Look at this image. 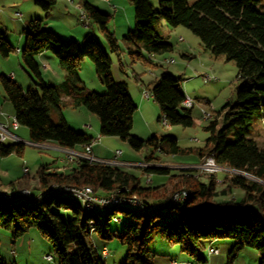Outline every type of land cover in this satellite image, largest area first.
Listing matches in <instances>:
<instances>
[{"label": "trees", "instance_id": "1", "mask_svg": "<svg viewBox=\"0 0 264 264\" xmlns=\"http://www.w3.org/2000/svg\"><path fill=\"white\" fill-rule=\"evenodd\" d=\"M129 1L134 5L135 23L123 39L132 57L149 65H160L153 63L152 57L173 48L168 34L158 29L163 20L168 28L179 25L189 28L214 56L223 55L226 60L235 62L239 80L235 99L228 100L208 120L204 127L208 134L202 145L187 149L179 146L177 139L169 134L154 135L146 140L132 134V117L137 105L126 83L111 77L109 54L87 34L81 48L77 40H62L43 27L55 0H35L44 16L28 20L24 28L21 58L38 80L23 88L9 76L0 74L3 98L12 105L17 124L26 126L30 142L80 148L93 137L68 126L62 108L64 105L84 106L98 117L100 135L118 136L137 151L147 145L152 146L153 150L144 162L157 160L160 154L194 152L199 159L197 163L211 155L217 164L240 173L224 175L226 184L218 189L216 173H205L206 178L202 179L195 176L190 168L171 173L164 166L149 165L141 167L140 172L164 173L169 179L157 186H143L138 176L119 165L77 160L64 163L69 166L66 171H56L47 164H41L35 175L9 183L10 190L28 189L31 198H1L0 227L10 230L13 239L35 228L50 242L56 264H104L91 238L93 231L103 239L118 237L126 245L123 264H150L154 254L148 244L154 232L177 244L196 262L205 261L201 252L205 241L232 238L235 243L227 264H231L233 251L244 246L256 249L259 264H264V142L258 145L252 135L256 123L264 119V0H158V7L150 0ZM81 8L87 21L90 18L99 25L109 50L120 53L115 35L106 27L109 15L86 1ZM14 50L6 38L5 29L0 28V54L6 57ZM47 50L55 55L64 71L63 79L56 84L42 78L35 59L37 54ZM183 55L191 57V54ZM84 57L94 64L105 92L98 93L84 87L78 73ZM181 80L168 69H162L151 88L152 98L160 108L158 121L166 125L187 127L193 124L192 107L182 105L185 95ZM52 113L57 114V120L52 118ZM24 145L11 141L0 143V156L13 152L21 155ZM86 185L99 194L135 195L152 209L140 211L125 206L107 207L100 224L95 220L98 214L60 197L63 192L54 190ZM181 189L188 193L186 206L194 209L163 205L172 193ZM233 189L240 191L239 196L216 200ZM61 208L71 209L69 220L61 219ZM116 210L133 216V220L124 223L119 231L108 226L109 216H113ZM0 264H5L1 258Z\"/></svg>", "mask_w": 264, "mask_h": 264}, {"label": "rangeland", "instance_id": "2", "mask_svg": "<svg viewBox=\"0 0 264 264\" xmlns=\"http://www.w3.org/2000/svg\"><path fill=\"white\" fill-rule=\"evenodd\" d=\"M83 1L92 4L101 12L109 15L106 27L115 35L121 50L120 53L116 54L109 50L103 32L96 22L90 18L87 21L86 17V22L82 20V10L80 11L76 4L81 3L82 5ZM150 2L155 7H158V0H150ZM110 4L115 5V11ZM43 16L44 12L35 4V0H0V28L5 29L6 38L15 49L6 57L0 54V74L9 76L12 73L14 77L11 79L23 88H27L38 80L34 72L24 65L21 58L20 50L25 40L24 28L28 20L42 18ZM134 23V5L129 0H110L109 2L106 0H55L50 8L49 15L44 19L43 27L57 34L62 40H77L81 48L85 44L83 37L87 34L88 37H94L102 49L109 54L111 59V77L116 81H124L126 83L129 94L137 105L132 117V134L144 140L154 135L160 137L164 134H169L177 139L178 145L182 148L188 149L201 146L208 134L204 130V127L209 122L208 120L212 116L214 117L215 113L228 100L235 99V87L239 83L235 62L226 60L223 55L214 56L202 45L199 37L189 28L182 25L168 28L162 20L158 29L168 34V41L172 43L173 48L169 52L162 53L160 58H172L173 61L167 63L163 60L158 62L160 64L158 66L149 65L140 59L132 57L126 48L127 43L123 37L129 31L128 25H130V29H133ZM179 37L182 40H179ZM17 47L19 48L18 51L16 50ZM186 53H190L191 57L188 58L183 55ZM35 59L39 64L40 74L46 82L56 84L63 79L64 71L50 50L37 54ZM44 63L48 66L44 67ZM162 69H168L182 78L180 82L181 89L184 95L191 98L194 103L191 109L193 118L191 126L166 125L162 121H158L160 116L159 105L152 97L146 99L142 96V89L151 91ZM78 73L87 90L98 93L105 92L103 84L96 75L94 64L87 57L82 59ZM137 78L139 79L137 80ZM139 83L142 85V89H140ZM3 97L4 91L0 84V112L10 118L13 108ZM139 97L143 100L141 109L138 106ZM62 101H65L64 97H62ZM182 105L188 107V103L185 101ZM204 112H210L211 116L207 119H202ZM62 113L68 126L87 135L92 133L94 136H100V141L94 146V149L100 148L101 150H98L97 153H101L104 155L103 157L110 158L113 156L114 151L121 150L119 159L134 162L132 165L135 166L120 165V167L138 176L141 185L157 186L168 181V174L140 172L141 167H138V163L146 161L143 159L153 150L152 146L147 145L142 150L137 151L127 141L118 136L100 135L98 132V117L89 112L84 106L71 107L64 105ZM54 114L52 113V117L57 120L54 118ZM11 127L9 126L10 131L13 133L17 132L21 140L28 141L24 145L21 155L13 152L0 157V168L7 170L13 181L25 176L31 177L35 175L41 164H47L56 171H66L69 168V166L64 165L66 162L63 160V151L57 147L50 146L53 143H42L46 144V146L35 145L29 141L26 126L19 125L18 130ZM252 135L258 145L263 144V120L261 123H256ZM8 141L6 140V142ZM79 150H82V148L80 147ZM155 155H158V153L156 152ZM152 162L158 166H164L171 173H177L181 168H190L195 176H199L202 179L206 178L205 173L194 168L197 163V154L194 152L177 155L160 154L159 158ZM24 167L27 168V172L23 171ZM233 173L230 170L217 172L215 176V181L218 183L217 188L221 189L225 186L226 183L223 182L224 175ZM147 178L148 181L146 182ZM8 190L10 189L8 188ZM96 193L99 194L98 192ZM239 194L240 191L238 189H233L231 193L223 197L218 196L216 200L233 199ZM60 195V197L78 204L82 202L81 198L73 193L65 192L60 193ZM92 211L99 215H96V222L102 224L108 208L95 206ZM59 213L64 221L69 220L71 217L70 208H61ZM132 220V215L116 210L113 216H109L108 226L113 231H119L124 223ZM91 238L104 264L124 263L127 248L118 237L103 239L98 236L97 232L93 231ZM234 243L235 240L232 238L207 240L204 242V248L201 252L207 255L209 246L216 248L218 253L212 255L211 264H227V257L232 252ZM148 245L154 254L150 264H187L188 261L192 260L180 250L177 244L170 243L158 232L152 234ZM102 248L106 249V255H102ZM51 249L50 242L43 238L35 228H30L22 236L13 239L10 230L0 227V258L5 264H56ZM47 256L50 258H47ZM259 259V253L256 249L244 246L239 250L233 251L231 264H259ZM193 262L199 264V262Z\"/></svg>", "mask_w": 264, "mask_h": 264}, {"label": "bare ground", "instance_id": "3", "mask_svg": "<svg viewBox=\"0 0 264 264\" xmlns=\"http://www.w3.org/2000/svg\"><path fill=\"white\" fill-rule=\"evenodd\" d=\"M82 16L85 18V14L84 12L82 11ZM181 38V37H179ZM165 61V62H172L173 59L172 58H163L162 61ZM144 95H146L148 97V99L150 97H152L150 91H148L147 89L144 90ZM186 103H188L186 100H185ZM206 113V118H209L211 116V113L210 112H204ZM204 113H203V117H204ZM263 122H264V119H263ZM13 125L16 126L17 125V122L16 120L13 118ZM99 140V136H97V141ZM197 140V139H195ZM33 144L35 145H43L41 143H34ZM82 150H79V149H73V148H62V151L63 153H68V154H77L79 152H84V145L81 147ZM116 151H120V150H116ZM204 157V156H202ZM63 160L66 162V156H64ZM77 160H84L83 157L81 155H72V162H75ZM201 161H199L198 163H196L195 167L196 169H198V171L200 170L201 172L203 173H217L219 171H227V170H230L231 172H234V173H239L238 170H235V169H231V168H228V167H224V166H221L219 165V163L217 164L215 162V160L211 157V162H212V165L213 166H206L204 167L203 165L206 164V163H210V156L208 157H204L203 159H200ZM89 163H108V164H115L114 160H104V162L102 160H93V161H90ZM133 163H128V164H122V165H126V166H135V165H132ZM149 165H156L155 163L153 162H142V163H139L138 164V167H144V166H149ZM120 166V165H119ZM227 169V170H225ZM218 170V171H217ZM23 171L27 172V168L24 167L23 168ZM148 181V178L146 179V182ZM91 189L90 186H82V187H75V186H64V187H58V188H55L54 190H57V192H69V193H73L75 194L76 196L80 197L82 202L80 203L81 207L85 210H93V208L95 206H86V203H89L90 205H97V198L96 196H108V195H104V194H97L94 192V194H85V200L83 199L82 196H79L77 195V193L75 191H77L78 189ZM67 189V190H66ZM17 190V192H21V193H26V195H14V194H6V193H3V192H10V191H3L0 189V199L3 198H22V199H27L28 197H30V192L28 189H25V188H21V189H15ZM188 193L186 190L184 189H181V190H178L174 193H172L170 195V197L168 198V200L166 201L165 204L163 205H174V206H177L179 208H183L185 210H191V209H194V208H191V207H188L186 206V199L188 198L187 197ZM127 196V195H126ZM177 196H180V203L179 201H176L175 197ZM39 197V196H38ZM31 198V197H30ZM36 198V197H35ZM130 199H137L138 203H131L129 201H121L120 199L118 198H110L109 200L105 201L104 203H98L97 206H101V207H118V206H125V207H133L137 210H140V211H149L152 209L151 206H146L147 204H145L143 201L139 200L135 195H131L129 196ZM37 200V199H36ZM161 205V206H163ZM183 205V206H182ZM160 206V207H161ZM173 206V207H174ZM168 207V206H167ZM157 211V210H156ZM90 226V225H89ZM101 253H102V250H101Z\"/></svg>", "mask_w": 264, "mask_h": 264}, {"label": "built area", "instance_id": "4", "mask_svg": "<svg viewBox=\"0 0 264 264\" xmlns=\"http://www.w3.org/2000/svg\"><path fill=\"white\" fill-rule=\"evenodd\" d=\"M106 1L109 2L110 0H106ZM110 5H111V8L115 11L116 10L115 5H113V4H110ZM81 18H82V20H85V22H86V19L82 16V14H81ZM179 40H182V39L179 38ZM142 96L145 97L146 99H148V97L146 95H144V89H142ZM184 100H186L188 102V108L193 107L194 103L191 100V98L185 96ZM205 118H206V113H204V117H202V119H205ZM12 128L15 129L17 127H12ZM6 140H9L11 142H22L23 144L28 143V141L25 142V141L21 140L15 134H13L9 130V127L7 124L0 122V143L6 142ZM96 143H98L97 142V136H94L93 138H91V140L88 143L84 144V152H79L77 154L64 153V156H66V164L72 162V155H81L83 157V159L85 160V162H87V163L90 161H93V160H102L104 162V159H112V160H114L116 165L134 163V162L120 160L119 158L121 155V151H114L113 156L110 158H101V157L95 156L93 151H92V146H93V144H96ZM203 166L204 167L213 166L212 162H211V155H210V163H206ZM75 192L77 193V195L82 196L84 200H85V194H94V190L92 188L91 189H81L80 188ZM3 193L14 194V195H26V193L17 192V190H10V192H3ZM96 198H97V205H98V203H104L105 201L109 200L110 198H118L121 201H129L131 203H138L137 199H130L129 196H126V195L110 194L108 196H96ZM173 199H175L176 201H179V203H180V196H177ZM97 205H90L89 203H86V206H91V207L97 206ZM146 206H149V205H146ZM207 252L209 254H216V253H218V249L213 248V247H209L207 249ZM106 254H107L106 249L102 248V255H106ZM47 258H50V257L47 256ZM187 264H194V262H187ZM199 264H206V263L199 262Z\"/></svg>", "mask_w": 264, "mask_h": 264}, {"label": "crops", "instance_id": "5", "mask_svg": "<svg viewBox=\"0 0 264 264\" xmlns=\"http://www.w3.org/2000/svg\"><path fill=\"white\" fill-rule=\"evenodd\" d=\"M76 7L81 11L82 10V8H81V3H77L76 4ZM128 28L130 29V25H128ZM16 50L18 51L19 50V48L17 47L16 48ZM188 54H190V53H186L185 55H188ZM158 57V58H157ZM161 56L160 55H154L153 57H152V61H153V63H156V64H158V62H160L161 60H162V58H160ZM48 65L47 64H45L44 63V67H47ZM9 77L10 78H12V77H14V75L11 73L10 75H9ZM139 78H137V80H138ZM139 85H140V83H139ZM140 89H142V85H140ZM132 97V96H131ZM134 100V99H133ZM134 102H135V100H134ZM142 105H143V100H141V98L139 97V100H138V106H139V108L141 109L142 108ZM63 114V113H62ZM54 116V118H58V116H57V114H54L53 115ZM13 118H14V115H13V109H12V116L10 117V118H8L6 115H4V114H2L1 112H0V122L1 123H4V124H7L8 125V127L9 126H12V127H17V128H15L16 130H18V128H19V125L17 124L16 126H14L13 125ZM53 118V117H52ZM11 127V128H12ZM12 129H14V128H12ZM99 130V129H98ZM12 132V131H11ZM13 133V132H12ZM24 133V132H23ZM13 134H15L16 136H18L19 138H20V135H18L17 134V132L16 133H13ZM91 137H94V135L91 133V134H89ZM97 136H99V135H97ZM100 141V136H99V140L97 141V142H99ZM42 144V143H41ZM43 145H45L46 146V144H43ZM48 145H50V144H48ZM97 145V143L96 144H93V146H92V151H93V153L96 155V156H98V157H101V158H105V157H103L104 155H102L101 153L99 154V153H97V151L99 150H101L100 148L98 149V147L96 148V149H94L95 147L94 146H96ZM50 146H53V147H57L58 149H61L62 150V147H59V146H57V145H55V144H52V145H50ZM74 149H80V148H74ZM121 151V150H120ZM0 157H2V156H0ZM144 160V159H143ZM199 160V159H198ZM197 160V161H198ZM13 179H11V177L9 176V172L7 171V170H3V169H1L0 168V189L1 190H3V191H6V190H8V188H9V183L12 181ZM34 182V181H33ZM209 247H211V246H209ZM217 254V253H216ZM216 254H209L208 252H207V255H205V254H203L204 255V257H205V261L203 262V263H206V264H211V262H210V259L212 258V255H216ZM211 260H213V259H211ZM188 262H193V260H191V261H188ZM195 264V263H194Z\"/></svg>", "mask_w": 264, "mask_h": 264}]
</instances>
